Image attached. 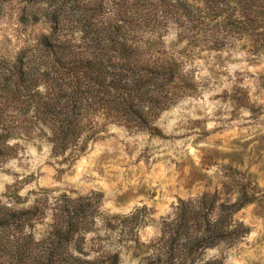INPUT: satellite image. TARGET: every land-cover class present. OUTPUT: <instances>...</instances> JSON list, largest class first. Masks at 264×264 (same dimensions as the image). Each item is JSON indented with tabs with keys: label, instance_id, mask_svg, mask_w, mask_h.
<instances>
[{
	"label": "trees",
	"instance_id": "trees-1",
	"mask_svg": "<svg viewBox=\"0 0 264 264\" xmlns=\"http://www.w3.org/2000/svg\"><path fill=\"white\" fill-rule=\"evenodd\" d=\"M15 6L19 46L0 51V166L34 140L72 163L109 126L160 137L159 116L199 94L197 61L241 51L264 63V0H0V18ZM256 187L178 200L148 242L144 207L108 214L97 192L40 189L29 200L9 189L0 264H121V253L138 264H223L205 252L250 233L237 214Z\"/></svg>",
	"mask_w": 264,
	"mask_h": 264
},
{
	"label": "rangeland",
	"instance_id": "rangeland-1",
	"mask_svg": "<svg viewBox=\"0 0 264 264\" xmlns=\"http://www.w3.org/2000/svg\"><path fill=\"white\" fill-rule=\"evenodd\" d=\"M16 11L15 6L0 18V51L19 46ZM197 62L199 94L159 116L160 137L109 126L72 163L53 157L45 140L30 141L0 166V198L6 200L9 189L29 200L40 189L51 190V196L97 192L108 214L144 207L148 224L139 237L148 242L159 236L158 227L178 200L257 185L256 200L237 214L250 233L233 247L207 250L204 257L264 264V63L246 60L241 51ZM120 257L121 264L139 262L129 254Z\"/></svg>",
	"mask_w": 264,
	"mask_h": 264
}]
</instances>
